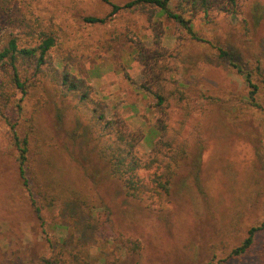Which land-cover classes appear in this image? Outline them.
<instances>
[{
	"label": "rangeland",
	"instance_id": "1",
	"mask_svg": "<svg viewBox=\"0 0 264 264\" xmlns=\"http://www.w3.org/2000/svg\"><path fill=\"white\" fill-rule=\"evenodd\" d=\"M111 11L102 0H0V48L12 38L30 47L52 36L53 63L85 78L108 117L144 132L137 153L146 161L161 137L154 132L161 116L154 97L139 90L135 42L151 46L152 33L140 12ZM89 17L108 19L91 24ZM161 20L163 45L179 54L170 74L179 93L162 138L170 144L163 152L178 155L170 196L127 197L93 137H75L77 118L85 122L77 101L63 105L54 85H41L21 113L8 111L18 135L30 136L31 194L0 115V264H256L255 250L239 261L229 256L264 223V0H248L237 15H198L190 24L197 37L166 15ZM257 240L264 245L263 232Z\"/></svg>",
	"mask_w": 264,
	"mask_h": 264
},
{
	"label": "trees",
	"instance_id": "2",
	"mask_svg": "<svg viewBox=\"0 0 264 264\" xmlns=\"http://www.w3.org/2000/svg\"><path fill=\"white\" fill-rule=\"evenodd\" d=\"M102 1L112 7L109 17L123 10L138 11L146 16L149 23L152 45L136 41L135 60L142 67L143 78L139 90L154 97L155 107L161 116L154 128V132L161 137L154 147L153 157L144 161L138 156L137 147L145 138L142 130L130 131L121 117H108L107 104L95 98L94 88L85 78L73 74L67 66L60 67L53 63L50 52L55 42L47 34L41 35V43L37 46L21 47L12 38L6 46L0 48V115L12 128V138L19 152V175L28 190L31 187L26 174L30 136L27 134L21 138L18 135L17 126L9 121L8 111L15 107L21 113L30 92L51 83L55 86L56 97L61 104L65 105L70 99L77 101L85 122L77 118L75 137L87 134L93 137L96 143L94 150L106 164L110 176L122 183L126 196L134 200L149 198L164 201L170 196L174 168L177 166L178 155L170 156L163 152L162 148L170 147V144L162 138L167 133L170 100L179 93L176 82L170 78L173 72L172 60L176 63L179 54H174L163 45L165 28L161 16L174 19L193 37H197L190 25L193 18L200 14L209 17L211 13L237 15L248 0H177L175 9L171 7L173 0H132L122 6L112 4L110 0ZM107 19L89 17L86 22L103 24ZM246 80L253 87L254 95L257 87L251 82V74L246 76ZM19 94L20 98L14 102L15 95ZM182 95L180 92L183 98ZM58 117L60 120L63 115L58 113ZM30 129L34 131L35 127L32 125ZM145 172L148 174L141 175ZM260 232L264 233V223L259 228L250 229L246 240L231 252L229 260H242L255 250L252 253L255 263L264 264V245H258L257 240Z\"/></svg>",
	"mask_w": 264,
	"mask_h": 264
}]
</instances>
